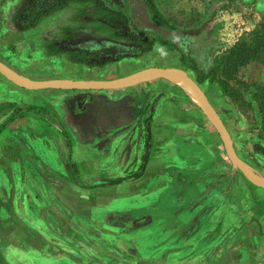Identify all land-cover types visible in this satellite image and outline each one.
I'll use <instances>...</instances> for the list:
<instances>
[{"label":"crops","instance_id":"crops-1","mask_svg":"<svg viewBox=\"0 0 264 264\" xmlns=\"http://www.w3.org/2000/svg\"><path fill=\"white\" fill-rule=\"evenodd\" d=\"M23 4L10 10L12 18ZM68 7L26 33L39 32ZM45 56L50 68L58 59L64 64H54L56 76H29L32 81L111 80L147 71L127 70L125 59L115 72L112 64L90 67ZM18 86L0 76L7 100L34 103L35 96ZM49 93L38 99L63 125L27 114L0 129V264H264V188L231 161L183 78L77 94L74 101L90 112L84 124L94 131L84 136L67 111L75 94ZM75 164L89 168L90 180L106 181L89 191L91 221H100L101 231L86 246Z\"/></svg>","mask_w":264,"mask_h":264},{"label":"rangeland","instance_id":"rangeland-1","mask_svg":"<svg viewBox=\"0 0 264 264\" xmlns=\"http://www.w3.org/2000/svg\"><path fill=\"white\" fill-rule=\"evenodd\" d=\"M159 10L169 19L170 23L175 25L176 28L184 31L198 29L207 22H209L225 4H229L231 9H227V18L232 23L237 22L241 15L246 14L250 8L251 4L254 2V9L257 14L264 15V0H155ZM86 1H73L71 6L65 8L58 15L53 16L41 29L39 32L26 33V30L21 29L17 23V18L20 17L22 11L25 9L27 0H0V60L9 65L11 68L22 74L24 77L28 78H43L45 75L54 74L53 66L63 65L64 60L58 59V63H52L50 66L46 65L47 56L49 55H59L66 56L70 59L67 50H72L77 45L86 43V39L95 37H106L111 32L114 34H124V36L129 35L127 31H107L97 29L100 27V23L97 20L92 19L91 15H87V12L94 10L93 4H88ZM23 4L20 11H18L14 17L11 15L12 12ZM10 7H12L10 9ZM232 12V14H231ZM95 13V12H93ZM257 22L263 23L261 19H255ZM36 25V24H35ZM34 25V26H35ZM261 26L257 27L260 30ZM257 30L252 36H250L246 41H243L244 46L247 43L254 42L257 37ZM154 38V43L152 49L148 52V55L143 59L128 57L124 60V65H127V70L131 68L141 67L144 69H154V65L162 64L169 67H177L186 70L189 74L198 81L197 74L189 68L188 65L184 64L181 60V51L178 49H169L167 45L162 44L158 39L160 37L151 33ZM129 41V42H128ZM132 40L127 39L125 42L130 43ZM85 42V43H84ZM88 44V43H87ZM132 44V43H131ZM200 48H202L201 43H196ZM81 46V45H80ZM192 47V46H191ZM193 48L196 46L194 44ZM44 50V51H41ZM45 54V55H44ZM146 54V53H145ZM144 54V55H145ZM56 61V59L52 60ZM122 61V60H121ZM45 62V63H44ZM119 62V61H118ZM118 62L109 63L107 65H114V71L119 72L124 65H118ZM224 63L222 68V76L234 87L239 89L245 97L250 100L254 106V116L255 121H248L245 116L241 115L236 108L230 103L229 98L223 93L222 88L216 81L206 80L200 82L204 89L209 93V97L217 108V114L222 123L226 125L229 132L231 133L234 146L241 158L249 165V167L256 173L264 176V59L251 60L250 62L238 65L232 72L227 73ZM146 67V68H143ZM28 73V76H26ZM121 74V73H119ZM0 76L11 79L3 71L0 70ZM28 78L32 81V79ZM12 80V79H11ZM18 86V85H17ZM19 88H23L18 86ZM35 97L33 99L34 103L24 102V103H14L6 99L4 92H0V129L5 127L7 124L17 122L18 120L26 117L27 114H34L37 118H41L44 122H49L51 124L63 125L56 116L50 115L48 112L42 111L37 113L36 110L39 108H45L48 104L47 101H42L38 99L41 97L45 98L47 92H56L61 94H75L71 96L70 101H68L69 116L72 123H77V127L82 132V135L87 134L92 130H89V125L87 124L90 117L89 109L85 113L75 112L77 106L74 105V101L77 94L81 92H89L90 90L75 89L73 87H62V88H47L39 90H31L25 88ZM49 93V94H50ZM85 94V93H83ZM81 96V95H80ZM84 96V95H82ZM48 97V96H47ZM46 99V98H45ZM57 100V98L55 99ZM83 100V99H82ZM83 119L80 120V117ZM50 118L51 121H47ZM32 122V121H31ZM87 122L86 124H84ZM79 123H82L81 125ZM90 123V122H89ZM93 123V121L91 122ZM211 125L212 122H211ZM88 131V132H86ZM94 132V131H93ZM23 140V138H19ZM104 147V146H103ZM102 156H105V149L102 148L100 152ZM71 158V155H69ZM70 166V165H69ZM67 167V169L69 168ZM81 165L75 164L70 166L71 169L76 171V174H80V183L83 191L82 195V231L83 245L94 244V241L90 238H95L90 236L97 235L101 229L98 227L101 223L100 221H91L92 209L90 208V199L92 198L89 191L91 188H96L97 184L105 183V180L95 181L90 180L89 168L79 167ZM104 168V167H103ZM105 169V168H104ZM237 169L242 173V171L237 167ZM139 171H137L138 173ZM243 176H245L243 174ZM246 177V176H245ZM97 188V189H99ZM95 216L99 214L94 211ZM94 228H92V226ZM97 230H93L96 229ZM100 230V231H99ZM87 236H89L87 238ZM87 248V247H85ZM169 264V263H168Z\"/></svg>","mask_w":264,"mask_h":264},{"label":"trees","instance_id":"trees-1","mask_svg":"<svg viewBox=\"0 0 264 264\" xmlns=\"http://www.w3.org/2000/svg\"><path fill=\"white\" fill-rule=\"evenodd\" d=\"M73 1L86 0H27L25 9L17 18V23L23 30L30 29L44 16L68 7ZM86 3L94 5V10L87 12V15H91L92 19L101 24L98 31L126 30L129 35L111 32L106 37L92 36L86 39L85 44L81 42L72 50L65 51L68 52L72 62L83 63L90 67H102L128 57L140 58L152 49L154 38L151 33L155 32L160 37L158 41L162 44L167 45L169 49L181 51L182 62L197 74L200 82L216 81L241 115L248 121L256 120L252 102L221 74L224 63H227L226 72L230 73L240 64L264 59V22L255 20L264 21V15L256 13L254 2L249 4L252 8L246 14L239 16L241 18L235 23L227 18L229 15H226V11L231 8L229 4H225L209 22L189 31H182L171 24L159 10L155 0H87ZM144 9L154 23L179 33L180 37H170L146 28L142 21ZM258 26H261L260 30H257ZM256 30L258 35L255 41L244 46L243 41L252 36ZM127 39L132 41L125 42ZM196 43H201L202 48ZM36 111L40 113L44 109L39 108Z\"/></svg>","mask_w":264,"mask_h":264},{"label":"water","instance_id":"water-1","mask_svg":"<svg viewBox=\"0 0 264 264\" xmlns=\"http://www.w3.org/2000/svg\"><path fill=\"white\" fill-rule=\"evenodd\" d=\"M142 21L146 28L154 30L159 33H163L167 36L180 37V34L161 27L153 22L147 10L144 9L142 14ZM0 70L8 75L17 85L31 89H47V88H62L73 87L81 90H100V89H119L127 88L137 85L141 82L149 81L151 79H157L161 77L179 76L188 84V86L195 92L201 103L203 104L204 111L209 120L214 124L218 133L220 134L227 154L231 161L242 171V173L255 185L264 188V176L253 171L249 165L238 155L234 142L228 128L221 122L217 114L216 109L209 101L205 91L200 84L192 78L189 73L181 68L177 67H156L154 69L147 70L137 76L117 78L111 80H74V79H52L45 82H35L24 77L22 74L11 68L9 65L0 60Z\"/></svg>","mask_w":264,"mask_h":264},{"label":"flooded vegetation","instance_id":"flooded-vegetation-1","mask_svg":"<svg viewBox=\"0 0 264 264\" xmlns=\"http://www.w3.org/2000/svg\"><path fill=\"white\" fill-rule=\"evenodd\" d=\"M140 10V9H139ZM152 33H155V32H152ZM156 34V33H155ZM185 44H186V42H185ZM78 99V98H77ZM83 101H79V104L76 102V103H74V104H77L78 106H77V108H81V113H85L87 110H88V108H86V106H82V103ZM83 120V119H82Z\"/></svg>","mask_w":264,"mask_h":264}]
</instances>
